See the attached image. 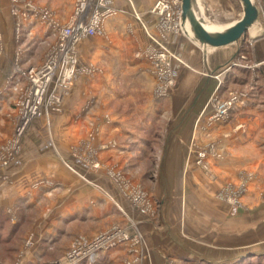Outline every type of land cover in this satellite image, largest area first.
I'll use <instances>...</instances> for the list:
<instances>
[{
    "label": "crops",
    "instance_id": "0c3cea01",
    "mask_svg": "<svg viewBox=\"0 0 264 264\" xmlns=\"http://www.w3.org/2000/svg\"><path fill=\"white\" fill-rule=\"evenodd\" d=\"M39 1L60 21H69L74 10L75 0ZM155 1L112 0L115 13L104 22L106 36L96 39L90 51L87 37L76 45L80 63L96 65L97 71L77 77L61 111L34 119L21 150L7 165L0 164V213L13 225L24 220L21 238L29 237L16 248V264H39L45 257L65 263L74 239H90L115 224L128 229L131 240L102 251L97 264H240L248 256L264 255V37L251 35V27L245 34L251 60H259L251 77L260 90L251 86L250 97L226 120L209 124L208 100L217 86L213 75L234 56L228 46L237 42L201 45L184 24L183 32L160 34L158 15L151 11ZM16 8L19 14L11 19L7 0H0V33L4 38L13 20L21 28L16 36L21 49L50 27L40 18L25 17L22 5ZM154 39L171 54L175 72L161 98L153 95L152 64L143 55L158 46ZM55 41L56 36L49 49ZM18 65L0 59V146L16 117L8 109L16 97L8 84ZM110 140L116 144L101 150ZM211 143L221 154L206 157L214 180L195 164L197 151ZM151 149L172 175L151 187L149 211L133 205L102 170L78 157L84 153L91 160L107 157L118 163ZM245 170L257 173V179L242 198L245 208H233L217 194L225 181H235Z\"/></svg>",
    "mask_w": 264,
    "mask_h": 264
},
{
    "label": "built area",
    "instance_id": "2783aa9c",
    "mask_svg": "<svg viewBox=\"0 0 264 264\" xmlns=\"http://www.w3.org/2000/svg\"><path fill=\"white\" fill-rule=\"evenodd\" d=\"M251 1L257 9V20L264 31V0ZM111 3L112 0H76L73 13L68 23L64 25L54 20L47 9L38 10L28 4L29 9L39 14L40 18L55 31L56 41L38 67L17 69V74L12 75L19 110L14 129L17 144L32 119L47 116L52 111H60L63 98L77 76L97 71L92 65L79 62L76 45L83 38L103 33L104 21L115 13ZM151 11L158 15L157 30L160 34L166 31L183 32L181 0H156ZM157 45L144 50L143 55L152 64V73L157 84L155 94L161 98L168 94L169 88L173 85L175 72L171 68V54L159 42ZM223 76L224 72L215 75L217 86L208 101L213 109L208 117L209 124L226 120L247 98L244 91H229L225 98L220 97L217 92L222 86ZM207 154L205 150L197 154L200 164ZM233 192L229 201L236 203L246 192V183L239 185ZM131 203L139 206L137 201ZM129 240L131 235L128 229L120 227H112L92 239L76 238L65 253L66 262L56 261L54 264H80L83 261L85 264H97L102 251Z\"/></svg>",
    "mask_w": 264,
    "mask_h": 264
},
{
    "label": "rangeland",
    "instance_id": "374dc122",
    "mask_svg": "<svg viewBox=\"0 0 264 264\" xmlns=\"http://www.w3.org/2000/svg\"><path fill=\"white\" fill-rule=\"evenodd\" d=\"M75 1H74V5H75ZM40 2L43 3V0H40L39 3ZM29 3L32 6L36 7L38 10L47 9L45 7L39 6L36 0H7V9H8L7 13L10 16V18L12 19L13 15L18 16L19 13L16 7L22 5L25 8L24 10L25 17L27 16L28 18V16H31L34 19L35 18L39 19L40 18L39 14H35L32 10H31L32 12L30 13L27 10ZM196 4H197V8L199 10L201 17L203 18V22L221 25L222 27L231 25L232 23L240 19L243 13L242 5L239 2V0H196ZM47 10L50 12L51 17L54 20H56L58 23H60L61 25L68 23V20L67 21L57 20L55 18L53 11L52 10L50 11L49 9ZM20 17H22V13L20 14ZM252 27H251V32H250L251 35H258L259 38L264 37V31L262 30L260 21L257 20V22H255ZM20 32H21V28L18 27V25L16 24L14 26L13 20H12L10 27L7 29V33L4 35V38H3L2 33H0V59H3L4 61H8V63L18 62L19 65L15 69V73H14L15 75L17 74V71H16L17 69L25 70L31 66L38 67L42 63L40 62L42 57H43L42 60H44V57L56 36L55 31L50 28V30L45 32L41 38L39 39L34 38V39L26 40L24 44H22L21 49H19L18 44H20V40L18 41L16 36L20 35ZM104 36H106V33H105L104 26H103L102 34L92 36V37H95L94 39H88L90 37H87L86 42L88 44L89 51H90V47L95 46L96 39L100 37H104ZM245 37L246 35H244L241 43L237 42L234 45L228 46L229 48H233V51H235V53L232 58L227 59L225 64L223 63L224 65H222V69H221L224 72L222 84L225 85V88H224L225 97L227 96L229 91H244L248 93L247 95L249 98L250 94L253 91L251 89V86L256 88V89L254 88L255 91L260 90V85H259V82H257L256 77L255 78L251 77L252 71L255 70L254 64H256L259 60L258 61L251 60V50L249 46L247 45V39ZM4 39L6 41V44L4 42ZM84 58L86 59V61H88L91 59V55H85ZM82 64L92 65L91 63H82ZM92 66L94 68H97L96 65H92ZM221 72L214 74L213 77H215V75ZM91 74L92 73L90 74L84 73L77 77H81V76L89 77L87 75H90L91 77ZM153 77L155 81L154 88H153V95L154 97H157L155 94V89H156L157 84H156V78L154 74H153ZM13 79L14 77H11V79H9L8 86H10L11 90L16 95L17 90L13 88V82H14ZM220 90L221 88L218 90L217 93L220 97H222L220 94ZM260 100H262V98ZM13 103L14 105L11 104L8 109H10L11 113H13L12 111L14 110V112L16 113L15 118H17L19 110H18V106L16 103V97H15V101L13 99ZM52 112H56V111H52ZM15 118H14L13 125L11 127L10 136L6 138V140L4 141V144L0 146V164L1 165H7L14 158L15 154H17L21 150V147H22L21 143H22L23 137L25 136L27 132V129L30 123L36 118L37 119L45 118V115L36 117L31 120V122L26 126L22 135L20 136L18 144L16 143L14 139V129L16 125ZM105 118L107 119L106 116ZM115 144H116V141L114 140L105 141L101 144L100 149L106 150L108 148L113 147ZM202 150L207 151L208 154L211 153L213 157H216V158L221 157V154L217 151L214 143L209 144L208 148L200 149L199 151H197V154ZM80 154L78 155V157L82 158L83 160L87 159L86 161H88V165L90 164V167H92V169L102 170L103 174L105 175L107 179L114 181L117 185H119L123 193H125L126 198L130 202L137 201L139 205L138 207H142L143 209L145 208L147 209V211H149L151 208L150 207L151 202H149L148 200L151 196L150 193H153L154 191V189H151V187L155 185L158 180L165 179L167 177L169 178V176L172 175L170 171L166 172L167 170L166 167L159 166L160 156H158L154 150H152L149 154L145 156L121 157L120 158L121 161L118 163L117 162L112 163L113 161L110 158H109L110 160L107 159V157H103V161L100 157H99V160L97 159L91 160V156L88 157V155L84 153L83 155L82 154L80 155ZM190 160H191V156L186 157L185 164H188ZM125 162L126 164H124ZM195 164L199 166L198 168L200 169V172H202L203 175L207 179H212V180L215 179V175L211 171V167H209V162L206 160V158L200 164L196 156ZM186 175H187V172H184L183 174H181V178L182 179L187 178ZM256 179H257V173H255L254 171L245 170L239 174V177L235 181H229V180L225 181L221 185L217 196L233 208L244 209L245 204L243 203L242 198L246 194L251 184ZM245 183H246V192L240 198H238L236 203L230 202L231 201L230 196L233 190L238 188L239 185H243ZM143 184H146L147 187L146 185H143ZM261 195L264 196V190L261 192ZM1 216L3 218L8 217L3 214ZM10 218L11 217H8L9 221H5L3 219L4 221L0 222V224L2 225L1 227H3L5 234L8 233L13 227L11 226L13 224H12V221H10ZM15 225H17V229L11 237L10 244H5V245L0 244V264H16L14 256L16 255L17 246L19 245V243H23V245H26L29 239L28 236H25V238H21L25 232L24 220H22L21 223L16 222ZM112 227H120L124 229L123 226L115 224L113 226H110L108 229L99 232L98 234L103 233L111 229ZM11 246L15 247V251L13 253L12 252L6 253L5 248L11 247ZM46 250L47 252L48 251L50 252V251H53L54 249L49 250L48 248ZM248 257L250 259L249 261L250 262L253 261L252 263L254 264L255 263L264 264L263 254L260 255L259 259L255 255L248 256ZM42 261H48V258L45 257L43 258ZM54 262L51 261L50 263H54ZM243 263L246 264L247 262H244L243 260Z\"/></svg>",
    "mask_w": 264,
    "mask_h": 264
},
{
    "label": "water",
    "instance_id": "95a60500",
    "mask_svg": "<svg viewBox=\"0 0 264 264\" xmlns=\"http://www.w3.org/2000/svg\"><path fill=\"white\" fill-rule=\"evenodd\" d=\"M242 5L240 19L221 31H208L203 25V18L199 14L196 0H181V21H187L191 27L193 38L201 45L208 47H222L238 42L257 21V9L251 0H239Z\"/></svg>",
    "mask_w": 264,
    "mask_h": 264
},
{
    "label": "trees",
    "instance_id": "16d2710c",
    "mask_svg": "<svg viewBox=\"0 0 264 264\" xmlns=\"http://www.w3.org/2000/svg\"><path fill=\"white\" fill-rule=\"evenodd\" d=\"M2 214L0 213V222L1 221H9V219H8V217H2L1 216ZM4 219V220H3ZM2 225L0 224V244H10V241H11V237H12V235L14 234V232L16 231V229H17V225H11V226H13L12 227V229L8 232V233H4V230H3V227H1ZM5 251H6V253H13L14 251H15V247H13V246H11V247H6L5 248ZM262 255V254H261ZM258 259L260 258V256H258L257 257ZM250 259H249V257H246V258H244V262H247L246 264H254V263H252L253 261H249ZM39 264H54V263H50V262H48V261H43V262H41V263H39ZM80 264H85V262L83 261V262H81ZM240 264H245V263H240ZM256 264V263H255Z\"/></svg>",
    "mask_w": 264,
    "mask_h": 264
},
{
    "label": "bare ground",
    "instance_id": "6f19581e",
    "mask_svg": "<svg viewBox=\"0 0 264 264\" xmlns=\"http://www.w3.org/2000/svg\"><path fill=\"white\" fill-rule=\"evenodd\" d=\"M199 11V10H198ZM200 13L198 12L197 13V16L199 15ZM203 25L204 27L208 30V31H221L223 29H225L226 27H222L221 25H216V24H213V23H207V22H203ZM184 27H185V30L190 34V35H193L192 33V30H191V27L189 25V23L187 21L184 22Z\"/></svg>",
    "mask_w": 264,
    "mask_h": 264
}]
</instances>
